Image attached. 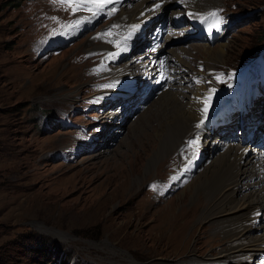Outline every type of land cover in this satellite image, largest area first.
<instances>
[{"label":"rangeland","instance_id":"rangeland-1","mask_svg":"<svg viewBox=\"0 0 264 264\" xmlns=\"http://www.w3.org/2000/svg\"><path fill=\"white\" fill-rule=\"evenodd\" d=\"M165 3L151 14L152 28H137L128 52L111 59L122 3L113 14H107L110 6L92 18L54 0H0V264H192L220 261L219 252L229 250L211 222H200L208 190L190 188L221 154L223 142L202 143L183 178L180 165L195 154L184 137L186 125L181 124V142L171 133L176 145L152 160L153 151L144 150L155 137L151 128H161L149 114L171 84L188 95L211 73L217 81L207 90L216 92L203 116L189 120L191 127L214 124L219 131L229 121L237 123L231 136L249 138L240 124L248 121L245 127L252 130L255 120L245 104L233 100L243 88L236 83L251 76L258 88L253 111L264 122V0H218L200 10L205 14L191 11L193 16L217 11L224 22L213 36L190 19L182 21L186 15L173 22L187 9L181 0ZM158 31L164 41L158 56L171 73L158 82L140 77L124 84L131 77L117 76L116 69L130 53L143 56ZM105 32L110 35H99ZM221 43L224 55L214 59L210 50L217 53ZM179 59L186 70H177ZM230 102L223 120L222 106ZM262 130L257 138L264 142ZM120 171L125 186L116 189ZM163 214L173 216L170 224L163 225ZM252 229V247L258 249L264 225Z\"/></svg>","mask_w":264,"mask_h":264},{"label":"bare ground","instance_id":"bare-ground-1","mask_svg":"<svg viewBox=\"0 0 264 264\" xmlns=\"http://www.w3.org/2000/svg\"><path fill=\"white\" fill-rule=\"evenodd\" d=\"M129 1L130 0H113L112 3H108L105 6V9L110 8V6L116 8L122 3L118 9V48L116 47L117 50L115 51L117 56L128 52L130 41L133 40L134 32L137 29L132 30V26L139 25L138 28H140L141 31H149L153 26L151 14L158 12L161 9V5L165 2L167 3L169 0H140L133 8H127L124 5L129 4ZM198 1L199 2L194 0H181L180 4L185 9L187 8L190 11L197 13L198 11L207 9L218 2V0ZM157 5H159V7H157ZM207 11L209 10H206L205 12ZM201 13L205 14L204 12ZM172 20L175 22L176 18L173 17ZM130 32L131 35L129 37ZM158 34L159 31L153 40L154 42L149 45V49L143 54V56L135 53L131 55L130 53L131 59L125 65L120 67L124 69L120 70V68H115L116 71L114 74L119 73L117 76L121 74H129L128 76L131 77L130 80L124 82V84L127 82L133 83L135 79H139L138 81H140V77H143V81H145L144 77H146L148 78L147 81H151L154 78L155 82H158L171 73L167 70L164 61L159 59V51H157V47L163 48L164 41L160 39ZM126 37L127 39H125ZM223 46H225L223 43L219 45L217 53H214L215 51L213 52V50H210L211 53H209L208 50H204L213 55L215 57L214 59H218V57L221 59L224 55V51L222 50ZM160 51H162V49ZM115 56H112L111 59ZM177 61H179L178 65H176L179 67L177 70H186V66L182 59ZM130 65H135L134 67L137 68V74L132 75L133 73H130L132 68H130ZM142 70L150 71V73L147 75L144 73L142 74ZM186 72H184V74ZM154 74H156V76ZM210 75L212 74H207V83H203L199 86L196 84L197 88H195L194 91L189 90L188 95H185L177 82L171 84L168 88L169 91L167 90L166 94L162 96V101L156 106V111L153 114H149L152 120L159 125L161 131L159 129L151 128L155 137L149 140V143H151L149 144L150 148L149 150H144V153L153 151V157H151L152 160L154 157L164 155L176 145V143L174 144L175 140L171 133L174 135L176 134L181 142V124L186 125L184 137L188 135L189 147H192L193 150H195L193 160L186 161L185 164L182 166L180 165L179 168V175L186 178V172L188 169H192L193 165L196 164L195 162L198 157L197 153L199 152L200 147L203 146L202 143L209 142L208 144H212L222 141L221 154L214 157L211 163L207 165L197 177L196 182L192 183L193 185L191 184L192 186H190V188L197 190L203 188L208 190L207 193L209 199L207 200V206L205 212L201 216L200 222L205 219L209 221V223L211 222L210 228L214 230V233L219 234L218 241L223 242V248L229 250L219 252L220 256H223L220 261L215 260L214 258L211 259L212 261H200L198 259L199 261H194L195 263L192 264H264V243L260 242L257 245L258 249L252 247L255 243L256 234V230L252 228L262 224L264 225V214L258 218L260 213L264 211V142H262L263 139L257 138L260 129H263L262 131L264 132V127L262 128L261 126L264 122H262L263 120H258L253 111L255 106L254 91L258 88L255 87L254 89H251L252 91L250 90L247 92L244 101L241 100L243 88H240L237 92L238 97L236 100H233V104L238 105V102L240 105L245 104L248 112L252 113V120H255V122H252V130L245 127L248 121L246 123L244 120L243 123L240 122L242 131L244 132L245 130V132L249 134V138L243 136L244 138L239 139L231 136L230 130L237 124L234 122V119L232 120L235 124H232L231 122L229 123V121H224V127L219 131L217 129L214 130V124H210L209 127L205 128H194L191 127L192 125H190L189 120H197L203 116L206 107L205 105H207L210 97L214 95L212 92H216V90H207L208 86H213L217 81L216 76L212 75L213 77H210ZM117 76H115V80ZM117 79L119 80L121 78L117 77ZM147 84L148 83H146V85ZM122 93L123 90L118 94ZM179 98L184 99V104ZM233 104L230 102L227 107L222 106L220 117L222 116L223 120L228 113H231L228 112V110L231 109ZM225 137H228L229 139L225 140ZM205 148H208V145L202 147L201 150H204ZM120 169L122 168L120 167ZM129 170H132V168L130 167ZM122 174L124 173H121V171L118 172V174H115L116 177L119 178V181L114 185L116 189L121 188L122 185H124L122 184L124 183V179L121 176ZM117 178L115 179L117 180ZM189 185L188 182L185 187H188ZM172 217L173 216H170V214L168 216L163 214L162 218L161 215V218L163 219L162 221H165L163 225L170 224V222H172ZM177 232L178 231H176V233ZM184 264H187V262Z\"/></svg>","mask_w":264,"mask_h":264},{"label":"snow or ice","instance_id":"snow-or-ice-1","mask_svg":"<svg viewBox=\"0 0 264 264\" xmlns=\"http://www.w3.org/2000/svg\"><path fill=\"white\" fill-rule=\"evenodd\" d=\"M54 2H59L61 4H65L67 6H71L73 13L83 9L85 11L90 12L92 14V18H95L98 15H100L101 13H103L105 6L108 3H112L113 0H54ZM157 7H159V5H157ZM115 10H116L115 8H112L107 14L111 15L115 12ZM208 16L213 19V26L216 27L217 30H219L220 24L224 22L223 19L219 18L217 16L216 12H211L208 14ZM80 23H81L80 20L76 21L77 25H79ZM113 27H116V26L113 25ZM138 27H139V25H133L132 30H135ZM99 35H110V32L101 33ZM99 35L97 38H99ZM130 35H131V32L129 33V37H130ZM125 39H127V37ZM112 55H116V54L110 53V56H112ZM197 82H199V81H197ZM199 127H200V124L197 125V128H199Z\"/></svg>","mask_w":264,"mask_h":264}]
</instances>
